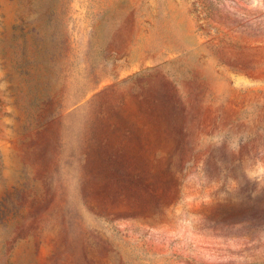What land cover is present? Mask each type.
I'll list each match as a JSON object with an SVG mask.
<instances>
[{
  "label": "rangeland",
  "instance_id": "1",
  "mask_svg": "<svg viewBox=\"0 0 264 264\" xmlns=\"http://www.w3.org/2000/svg\"><path fill=\"white\" fill-rule=\"evenodd\" d=\"M0 264H264V0H0Z\"/></svg>",
  "mask_w": 264,
  "mask_h": 264
}]
</instances>
